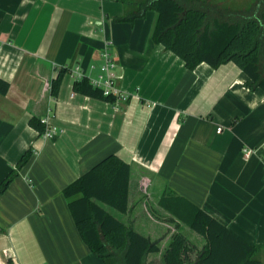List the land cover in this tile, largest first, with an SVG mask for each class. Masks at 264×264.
Segmentation results:
<instances>
[{
	"label": "crops",
	"instance_id": "0c3cea01",
	"mask_svg": "<svg viewBox=\"0 0 264 264\" xmlns=\"http://www.w3.org/2000/svg\"><path fill=\"white\" fill-rule=\"evenodd\" d=\"M138 1L0 0V79L9 84L0 95V183L16 171L0 194V264H104L70 212L79 195L62 191L109 155L129 164L122 217L134 230L144 217L145 237L158 245L182 234L183 224L159 206L161 198H181L257 247L264 264V91L250 89L232 63L188 70L153 41L155 11L119 21ZM107 44L127 101L73 90L71 71L95 77ZM46 117L57 129L53 139L30 124ZM245 148L255 153L245 158ZM156 254H164L160 245Z\"/></svg>",
	"mask_w": 264,
	"mask_h": 264
},
{
	"label": "trees",
	"instance_id": "16d2710c",
	"mask_svg": "<svg viewBox=\"0 0 264 264\" xmlns=\"http://www.w3.org/2000/svg\"><path fill=\"white\" fill-rule=\"evenodd\" d=\"M128 4L135 7L134 11L119 21H133L148 10L155 11L158 18L153 41L180 58L188 70H194L201 63L214 69L232 63L247 75L250 89L264 91V0H255L252 9L241 15L227 9L223 12L206 0H139ZM65 72L62 69L52 80V97H56ZM8 90L9 84L0 79V95ZM73 90L115 102L114 98L105 97L101 90L93 88L86 78L75 81ZM30 124L43 134V125L35 120ZM30 155V150L22 155L17 169ZM15 175L16 171L0 183V194ZM129 177V164L116 155H109L62 191L67 199L79 195L69 203L70 212L82 240L104 264H146L149 254L159 252L158 242L139 234L132 225H125L103 208L127 213ZM159 206L205 240L192 260L193 248L186 238L180 233L173 234L163 254L164 264H262L255 256L257 247L242 241L187 201L161 198Z\"/></svg>",
	"mask_w": 264,
	"mask_h": 264
},
{
	"label": "rangeland",
	"instance_id": "374dc122",
	"mask_svg": "<svg viewBox=\"0 0 264 264\" xmlns=\"http://www.w3.org/2000/svg\"><path fill=\"white\" fill-rule=\"evenodd\" d=\"M208 2H210L211 4L214 3H220V7L221 10L224 12V10H231L232 12L236 13V14H245L247 13L250 9H252V7L254 6L255 0H206ZM109 213L113 214L114 216H116V219H119L121 221H123L124 224L126 225H131L130 224V218L128 217H122L123 214L115 211L114 209H111L107 206H103ZM133 220V219H132ZM134 223V221H133ZM182 230H180V232L185 236L188 244L190 245V247H192V252L190 254V258L192 260H194L197 256V253L202 249L203 247V243L205 242L203 237H201L200 235L196 234L195 232H193L191 229H189L188 227L182 225ZM149 228H151V223L150 221H148L147 219H145L144 217H139L136 221L135 224V231L141 233L143 236H147L148 230ZM166 232V230H165ZM152 242L155 241V238H152L151 240ZM168 241L162 242L160 241V248H161V252H164L165 249L168 246ZM146 264H164L163 263V256L162 254H150L147 256L146 258Z\"/></svg>",
	"mask_w": 264,
	"mask_h": 264
},
{
	"label": "built area",
	"instance_id": "2783aa9c",
	"mask_svg": "<svg viewBox=\"0 0 264 264\" xmlns=\"http://www.w3.org/2000/svg\"><path fill=\"white\" fill-rule=\"evenodd\" d=\"M109 44H107L102 52L103 63L99 68V72L95 77H87L83 74L79 68H75L71 71V75L78 81L86 78L93 88L99 89L102 91V95L105 97L114 98V103L118 101H127L129 95L123 92L115 84L116 75L115 69L117 64L115 62L114 56L109 51ZM41 125L44 126V132L41 136L45 139H53L56 135L57 129L52 126L49 122V118L46 117L40 120ZM221 129L218 128V131ZM255 153L251 149H243V155L245 158L251 157Z\"/></svg>",
	"mask_w": 264,
	"mask_h": 264
}]
</instances>
